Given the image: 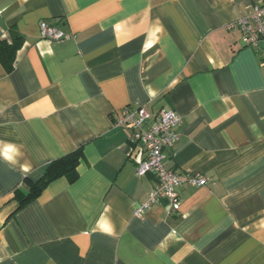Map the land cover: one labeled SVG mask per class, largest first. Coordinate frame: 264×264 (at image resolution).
<instances>
[{
  "label": "crops",
  "instance_id": "obj_1",
  "mask_svg": "<svg viewBox=\"0 0 264 264\" xmlns=\"http://www.w3.org/2000/svg\"><path fill=\"white\" fill-rule=\"evenodd\" d=\"M264 0H0V264H264V64L235 26ZM45 23L71 37L49 41ZM180 117L165 166L199 174L141 216L125 108ZM80 150L77 179L15 192ZM134 149V150H133Z\"/></svg>",
  "mask_w": 264,
  "mask_h": 264
},
{
  "label": "built area",
  "instance_id": "obj_2",
  "mask_svg": "<svg viewBox=\"0 0 264 264\" xmlns=\"http://www.w3.org/2000/svg\"><path fill=\"white\" fill-rule=\"evenodd\" d=\"M235 26L240 32L241 44L259 53L264 64V5L253 6L245 17L237 20ZM39 29L41 38L49 41L59 42L71 37L45 23H41ZM179 123L180 117L174 111L161 110L150 118L140 106L123 108L114 121V128L131 130L130 143L142 153L136 162V175L144 177L151 174L157 180L147 200L133 208L135 217L158 202L167 204L169 214H174L179 209L178 190L182 186L198 187L206 183V179L199 174L176 173L165 166L163 151L172 148L178 141L175 128Z\"/></svg>",
  "mask_w": 264,
  "mask_h": 264
},
{
  "label": "trees",
  "instance_id": "obj_3",
  "mask_svg": "<svg viewBox=\"0 0 264 264\" xmlns=\"http://www.w3.org/2000/svg\"><path fill=\"white\" fill-rule=\"evenodd\" d=\"M20 47L18 40H14L12 44H7L0 41V61L10 72L13 68L14 54ZM82 158V153L78 149L66 156L51 162L44 170L43 175L36 182H31L28 179L24 180L27 192H15L14 198L18 200V209H22L32 201H34L46 186L53 180L64 177L69 182H74L77 179L76 168Z\"/></svg>",
  "mask_w": 264,
  "mask_h": 264
}]
</instances>
